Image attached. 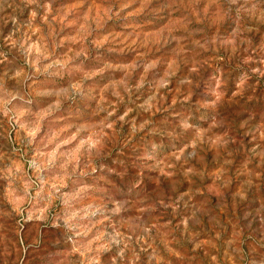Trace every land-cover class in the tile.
<instances>
[{
  "label": "rangeland",
  "instance_id": "rangeland-1",
  "mask_svg": "<svg viewBox=\"0 0 264 264\" xmlns=\"http://www.w3.org/2000/svg\"><path fill=\"white\" fill-rule=\"evenodd\" d=\"M0 264H264V0H0Z\"/></svg>",
  "mask_w": 264,
  "mask_h": 264
}]
</instances>
